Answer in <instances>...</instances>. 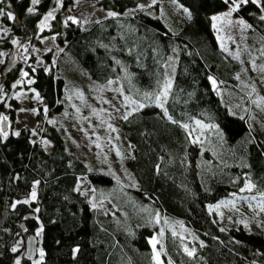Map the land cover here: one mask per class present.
<instances>
[{
  "label": "trees",
  "instance_id": "trees-1",
  "mask_svg": "<svg viewBox=\"0 0 264 264\" xmlns=\"http://www.w3.org/2000/svg\"><path fill=\"white\" fill-rule=\"evenodd\" d=\"M74 1L62 0V6L55 0L0 4L16 16L14 21L7 16L0 21L20 43L54 34L62 48L49 72L22 60L8 66L9 57L0 64V88L8 98L20 72L35 81L29 86L40 98L36 130L52 147L45 151L31 141L27 128H20L19 136L7 131L6 139L0 137V264H14L17 258L31 264L23 253L25 240L41 226L37 244L45 252L43 264H153L148 242L152 235L161 240L171 264H264L261 233L221 226L208 211V206L237 193L245 177L264 193V140L246 111L242 116L232 113L210 80L215 79L221 91L241 97L235 86L246 65L218 46L211 28L210 16L230 3L166 0L152 5L150 14L132 9L140 0H99L101 8L117 15L81 25L66 19ZM176 4L188 10L187 16L180 24L172 21L170 30L157 12L162 5ZM29 7L33 13L27 12ZM49 9H55V18L41 30L39 21ZM233 15L251 26L264 53L261 7L249 0ZM1 45L12 49L6 39ZM65 66L77 68L98 85L113 81L137 104H146L120 123L129 149L121 163L135 180L134 187L119 186L113 173L86 165L49 123L65 110L66 81L58 74ZM168 79L173 84L165 105L168 115L188 124V131L144 99ZM3 112L0 101V115ZM197 120L209 126L201 129L200 143L193 139ZM79 177L95 189L97 200L113 206V214L90 208L76 190ZM34 189L36 199L24 203ZM157 216L179 221L193 243L184 245L165 229L159 236ZM20 239V250L12 252ZM185 246L195 250L194 256L185 253Z\"/></svg>",
  "mask_w": 264,
  "mask_h": 264
},
{
  "label": "rangeland",
  "instance_id": "rangeland-1",
  "mask_svg": "<svg viewBox=\"0 0 264 264\" xmlns=\"http://www.w3.org/2000/svg\"><path fill=\"white\" fill-rule=\"evenodd\" d=\"M98 1L75 0L66 19L72 22L68 18L74 17L79 21L77 24L82 25L101 21L109 17L108 13H115L101 8L98 5ZM165 1L140 0L132 9L145 10L150 14H154L148 9L154 4L161 5ZM140 5H144V8L141 9ZM229 9L230 6L226 10L210 16L211 28L218 46L223 51L227 49L225 51L227 54L239 59L233 58L242 59L241 61L246 65L245 69L238 74L237 77L239 79H237V85L235 86L241 97L228 91H221L218 82L215 86L212 84V88L232 113L242 116L241 112L246 111V114L254 121V124H252L253 129L259 132V135L264 140V71H261L264 68V53L259 40L251 33L250 27H245L247 24L242 19L235 17L233 15L234 11L223 22H217L212 19L214 16H222L228 13ZM53 10L55 9H49L45 12L39 22L41 23L43 17ZM157 14L163 17L170 30L174 28L172 21L175 24H180L185 21L187 16V12L177 4L173 8L162 5L158 8ZM5 29H7L6 33ZM11 35L10 30L0 21V53H3L0 56V64L5 61L6 57H9L8 66L22 60L33 64V66H41L46 72L53 68L54 61L62 49L56 43L54 34L35 36L31 40L25 41V43H20L24 47L13 44L12 41L18 40V38ZM5 39L12 46L11 50L3 48L1 45ZM47 53H50L49 63L45 61ZM28 57L31 58V61L28 60ZM22 73L23 71L20 72L12 86L10 98L0 92V101L4 105V112L1 115L9 118V111H12L14 117L12 120L8 119L7 131L15 133L20 128H27L30 131V140L39 143L45 151H49L52 148L51 145L36 130V117L40 98H37V92L29 86V79L24 77ZM58 74L62 75L66 81L65 110L60 115L52 118L49 123L54 125L61 134L66 147L75 152L86 165L113 173L119 186L134 187L135 180L121 163L122 157L129 149L122 137L120 123L125 116L138 110L136 104H129L125 97L130 99L131 97L118 88L113 81L103 85L95 84L80 70L71 66H65ZM112 129H115V131ZM201 129L203 128L198 126L193 128V139L197 143H200L203 138ZM247 183H249V180L245 177L237 193H232L226 199L208 206V211L221 226L234 227L246 232H257L264 236V211H260L259 207L264 204V199H262V194L255 188L251 191L246 189L241 191ZM76 190L86 197L90 208L100 209L104 214L108 215L114 213L115 210L108 201L95 198L92 187L84 177L78 178ZM253 197L255 199H252ZM26 201H34L31 198V194ZM218 203L221 204V207L217 209L215 206ZM221 213L223 214L222 216L220 215ZM158 225H160V232H162V229L168 230L172 234L175 232V236L184 245L193 243L195 240L190 231L177 220L160 217ZM38 231L39 229L34 232L36 239L35 249L37 250L39 249L37 244L39 237L36 236ZM154 238L157 239L156 235H152L148 242L153 264H156L155 253L150 244V240ZM16 245L21 248V239L18 240ZM157 250L160 251V259L163 264H169L165 258L164 251L161 248ZM23 253H25V248ZM38 259V251H35L34 256L31 258V264H35Z\"/></svg>",
  "mask_w": 264,
  "mask_h": 264
},
{
  "label": "snow or ice",
  "instance_id": "snow-or-ice-1",
  "mask_svg": "<svg viewBox=\"0 0 264 264\" xmlns=\"http://www.w3.org/2000/svg\"><path fill=\"white\" fill-rule=\"evenodd\" d=\"M55 2L62 6V0H55ZM155 2V0H154ZM4 3V0H0V4H3ZM224 3L225 4H229L230 3V9H229V12L228 13H225L224 15L220 16H214L212 17V19L214 21H217V22H223L226 20V18L228 16L231 15V13L233 11H237L239 10L241 4H248L249 3V0H224ZM251 3L253 4H256L258 7H261L262 11H264V4H261V0H251ZM31 4L32 5H39L40 4V0H31ZM141 9L144 8V5H140L139 6ZM185 11H188L187 9H185ZM27 12L28 13H33L34 12V8L33 7H29L27 9ZM109 16H116L117 14L116 13H108ZM3 16H7L9 20H16V16L11 13V12H5L3 10V8H0V17H3ZM54 10L53 11H49L44 17H43V20L42 22L39 24V28L41 30H43L44 28L48 27V21L51 20V19H54ZM262 20H264V15H261L260 17ZM69 20L72 21V23H79V21L74 18V17H69L68 18ZM230 23V21H228ZM241 23H243V21H241ZM65 24H67V21H65ZM245 27H251L250 25H245ZM7 32V29H5V33ZM13 44H16V45H19L20 47H24L23 45L20 44V41L18 40H13L12 41ZM26 50V48H25ZM225 51H227V49H225ZM3 53H0V56H2ZM33 72L35 71V68L32 69ZM261 71H264V68L261 69ZM22 75L24 77H28L29 76V73L28 72H23ZM237 79H239V77H237ZM211 80V83L215 86L217 85V81L213 78H210ZM35 81L34 80H31L29 79L28 80V83L31 84V83H34ZM173 87V84H172V80L171 79H168L166 82L163 83V85L161 86L160 90L159 91H156L154 93H145L144 94V99L146 101H150L151 103L155 104L157 107H159L162 111H163V114L167 117V119L169 121H171L172 123L174 124H178L180 127H182L183 129H185V131H188L189 129V125L188 124H180L178 121L174 120L172 116L168 115V109L165 107L166 103H167V100H168V97L170 95V92H171V89ZM3 89L0 88V92H2ZM36 96L37 98H39V93H36ZM125 100L128 101L129 104H136V107L137 109H143L146 104L145 103H138L134 100H131L129 97H125ZM127 107V105H125ZM78 111V110H77ZM125 119H127V116L124 117ZM8 117L5 116V115H0V137H3V138H7V135H8V132H7V122H8ZM196 125L198 127H201V128H206V127H209L208 125H204L202 124L199 120L196 121ZM109 127H111V125H109ZM214 127V126H212ZM113 131H115V129H112ZM218 131V130H217ZM16 136H19L20 133L19 132H15L14 133ZM189 135H191V133H189ZM255 187L254 184H252L251 182L247 183L245 188L244 189H241V191H244L245 189L247 191H251L253 188ZM79 190V189H77ZM92 191H95V189H93ZM36 191H32L31 193V198L33 200L36 199ZM252 199H255V197H253ZM262 199H264V193H262ZM24 203H28V201H24ZM95 207V205H93ZM234 203H233V207H234ZM217 209L221 207V204L218 203L216 206H215ZM260 211H264V204H261L260 206ZM35 211H39V209H36ZM221 216L223 215L222 213L220 214ZM157 222H159V217L157 216ZM221 231H224V229H221ZM42 232H43V226L40 227V230L36 233V236L39 237L42 235ZM176 233L173 232V236H175ZM159 236H163V232L159 233ZM150 244L154 250V253H155V261H156V264H163V261L160 259V251L157 250V244H160V247L161 249L163 248V244L161 242V240L159 239H152L150 240ZM201 246H203V243L201 242ZM19 247H13L11 249L12 252H17L19 251ZM34 251H38V255H39V259L35 261V264H43V260H44V256H45V252L43 251V249H34ZM74 253L75 252H78L79 249L76 248L73 250ZM184 251L185 253H187V255L189 257H192L194 256L195 254V250L194 249H189L187 246L184 247ZM15 264H21V260L19 258H17L15 260ZM169 264H171V261H169Z\"/></svg>",
  "mask_w": 264,
  "mask_h": 264
},
{
  "label": "water",
  "instance_id": "water-1",
  "mask_svg": "<svg viewBox=\"0 0 264 264\" xmlns=\"http://www.w3.org/2000/svg\"><path fill=\"white\" fill-rule=\"evenodd\" d=\"M21 227L23 228V225H21ZM35 237L34 235H29L27 236L26 240H25V257L28 259H31L34 254H35Z\"/></svg>",
  "mask_w": 264,
  "mask_h": 264
}]
</instances>
